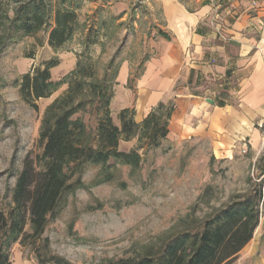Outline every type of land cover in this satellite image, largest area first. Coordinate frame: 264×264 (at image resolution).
<instances>
[{
	"label": "rangeland",
	"instance_id": "rangeland-1",
	"mask_svg": "<svg viewBox=\"0 0 264 264\" xmlns=\"http://www.w3.org/2000/svg\"><path fill=\"white\" fill-rule=\"evenodd\" d=\"M184 1L189 8L195 4ZM219 1L220 9L261 12L264 23V0H258L256 7L249 0H238L233 8L228 0ZM50 2L52 16L58 8L77 13L79 25L73 36L55 49L48 44V29H43L10 43L0 56V209L6 213L13 207L12 191L24 159H35L42 151L39 128L44 110L67 89L77 61L90 58L95 80L107 79L113 92L122 61H130L131 74L136 77L152 55L154 34L148 14L152 0ZM51 59L57 60L50 69L51 79L60 84L49 97L36 101L35 110L21 98L18 83L23 74ZM86 106L74 117L93 130L94 107ZM113 121L118 124L115 115ZM250 130L258 134L253 147L249 135L234 145L220 147L206 137L172 135L159 147L141 151L138 168L113 163L114 177L108 182H100V165H85L75 177L79 185L63 195L47 216L42 232L35 234L27 220L21 235L9 242L11 264H38L37 254L58 255L73 264H95L155 252L164 240L199 227L237 196L260 184L264 189V126L255 123ZM136 143V139L122 141L119 149L129 151ZM263 222L264 206L260 205L259 224L239 254L264 256ZM241 256L233 264H251L249 257Z\"/></svg>",
	"mask_w": 264,
	"mask_h": 264
},
{
	"label": "trees",
	"instance_id": "trees-1",
	"mask_svg": "<svg viewBox=\"0 0 264 264\" xmlns=\"http://www.w3.org/2000/svg\"><path fill=\"white\" fill-rule=\"evenodd\" d=\"M51 14L50 0H0V56L10 43L23 36H35L43 29H48L47 41L51 47L64 45L79 25L77 13L58 8ZM157 35L169 39L162 30ZM56 64V59L48 60L19 80L21 98L35 110L38 109L36 101L49 97L60 84L51 79L50 69ZM117 69L115 66L113 79ZM95 76L90 58L78 60L67 80V89L45 108L39 128L42 151L35 159L29 156L24 159L12 191L13 207L7 213L0 209V264H11L7 246L21 235L27 220L35 234L42 232L47 216L63 195L79 185L80 180L75 177L85 165H100V182L111 181L113 163L138 168L141 151L159 147L167 137L173 102L158 103L141 122L134 120L133 109H122L116 124L110 111L113 92L106 84L107 79L96 81ZM216 103L224 105L221 101ZM87 104L94 107L93 130L81 118L74 117L77 112L85 111ZM132 139L137 141L134 148L119 149L120 142ZM260 205L264 206L261 184L216 209L199 227L164 240L153 253L95 264H233L259 224ZM37 262L73 264L53 254H37Z\"/></svg>",
	"mask_w": 264,
	"mask_h": 264
},
{
	"label": "crops",
	"instance_id": "crops-1",
	"mask_svg": "<svg viewBox=\"0 0 264 264\" xmlns=\"http://www.w3.org/2000/svg\"><path fill=\"white\" fill-rule=\"evenodd\" d=\"M192 1L189 8L184 0H152V55L136 77L130 61L121 62L110 100L112 119L130 108L134 120L141 122L158 103L173 102L166 138L206 137L220 147L249 135V144L256 146L258 134L250 132L251 125L264 126L261 12L220 9L219 0ZM228 1L231 8L238 6V0ZM159 29L169 39L158 36ZM239 253L251 264L264 263L262 254Z\"/></svg>",
	"mask_w": 264,
	"mask_h": 264
},
{
	"label": "built area",
	"instance_id": "built-area-1",
	"mask_svg": "<svg viewBox=\"0 0 264 264\" xmlns=\"http://www.w3.org/2000/svg\"><path fill=\"white\" fill-rule=\"evenodd\" d=\"M252 7H256L258 5V0H249Z\"/></svg>",
	"mask_w": 264,
	"mask_h": 264
},
{
	"label": "water",
	"instance_id": "water-1",
	"mask_svg": "<svg viewBox=\"0 0 264 264\" xmlns=\"http://www.w3.org/2000/svg\"><path fill=\"white\" fill-rule=\"evenodd\" d=\"M211 104H213V100L212 99H207Z\"/></svg>",
	"mask_w": 264,
	"mask_h": 264
}]
</instances>
